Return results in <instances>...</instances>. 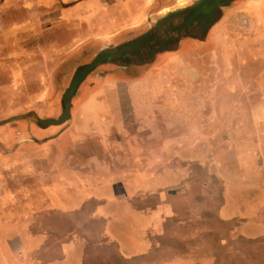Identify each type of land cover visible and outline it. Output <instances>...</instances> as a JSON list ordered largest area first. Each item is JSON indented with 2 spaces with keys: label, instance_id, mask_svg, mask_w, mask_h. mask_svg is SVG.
Masks as SVG:
<instances>
[{
  "label": "rangeland",
  "instance_id": "rangeland-1",
  "mask_svg": "<svg viewBox=\"0 0 264 264\" xmlns=\"http://www.w3.org/2000/svg\"><path fill=\"white\" fill-rule=\"evenodd\" d=\"M243 1L249 0L231 7ZM227 10L221 17L232 27L217 20L200 39L182 38L125 70L96 66L71 97L69 119L57 125L41 127L35 116L57 118L75 67L134 30L113 42L82 43L55 62L0 56V83H18L17 90H0V120L25 114L7 124L27 122L29 138L0 150V264H264V230L253 238L240 234V210L230 199L241 188L237 166L253 157L245 154L252 149L246 138L264 131V123H242L234 105L240 93L218 90L230 82L220 75L227 64L241 60L230 50L242 52L234 38L246 27L242 13ZM32 68L35 75L24 81ZM106 82L132 89L118 91L124 102L90 122L82 104ZM129 92L138 112L127 105ZM224 97L228 104L219 106Z\"/></svg>",
  "mask_w": 264,
  "mask_h": 264
},
{
  "label": "crops",
  "instance_id": "crops-1",
  "mask_svg": "<svg viewBox=\"0 0 264 264\" xmlns=\"http://www.w3.org/2000/svg\"><path fill=\"white\" fill-rule=\"evenodd\" d=\"M173 1L0 0V56L13 59L25 53L29 58H51L55 62L60 57L71 56L82 43L113 42L120 33H130L133 30L137 32L140 28H146L151 20L156 19L165 10L176 6L172 4ZM231 11L235 14L242 13V17H245L242 24L246 27L248 25L247 16L250 15L252 19L249 24V33H244L246 27H240L241 30H238L235 35V48L240 47L242 52L236 49L235 52L230 51L234 54V59L240 58L241 60L237 62V65L236 62L234 65L226 62L231 68H228L230 69L228 73L220 75L221 77L226 76L230 82L220 83L218 90L226 92L233 90L240 93V97L235 98L234 105L241 109L242 123L246 121L264 123V35L260 33V30L264 28V0L243 1L235 8L230 6L225 13L228 15ZM225 21L226 19L220 17L218 25L232 27L230 22L226 21L227 24H224ZM260 36L262 40L259 39ZM19 42L32 47L26 49L18 45ZM12 43L16 44V48H13ZM249 43L251 46L247 47L246 44ZM238 53L243 56H239ZM246 56L251 60V65L244 61ZM52 61L44 65L48 66L46 69L50 70ZM248 65L250 67H247ZM33 72L36 73L32 68L25 73L24 81L29 80L30 75H35ZM9 79L10 77L8 81ZM17 84L16 81L8 84L0 83V90H17ZM131 89L130 84L125 86L120 82L104 83L83 102L82 109L85 108L86 114H89L85 116V119L95 123L102 121L103 111H108V108L113 109L114 106L119 107L120 101L124 102L121 92L118 91L128 92ZM43 90H49V88L45 86ZM245 93L246 95H243ZM247 95L250 99H246ZM127 97V105H131L132 110L138 112L139 106L134 104L131 92ZM227 104L226 97L220 99L219 106ZM244 108H247L246 112ZM9 122L0 125L4 127H0V150L9 141L29 140L23 136L27 132V122L19 126L7 124ZM30 130L35 133L34 129L30 128ZM232 136L240 138V135H229V137ZM34 140L33 138L30 141ZM246 140H249L245 143H249L252 149L246 151L245 154L253 157L245 158V163L237 166L235 187L241 188L236 189V193L230 199L240 210L234 215L238 222L236 229L243 236L253 238L258 235L259 231L264 230V131L256 128L254 133L251 131ZM236 152L240 153L238 150ZM254 156H258V160ZM243 188L245 190L248 188L249 195L245 194ZM252 191L257 195H252Z\"/></svg>",
  "mask_w": 264,
  "mask_h": 264
},
{
  "label": "water",
  "instance_id": "water-1",
  "mask_svg": "<svg viewBox=\"0 0 264 264\" xmlns=\"http://www.w3.org/2000/svg\"><path fill=\"white\" fill-rule=\"evenodd\" d=\"M239 0H193L186 5L174 6L165 10L139 35L128 41H123L111 49H101L94 54L87 63L75 67L68 86L64 89L60 102L61 113L57 118L42 119L35 116L36 124L41 127L57 125L69 119V106L71 97L75 94L79 83L86 74L102 62L113 60L118 54L121 57L145 52L153 56L158 52L171 50L178 45L182 38L200 39L207 30L222 16L232 3ZM26 116L16 114L0 120V125Z\"/></svg>",
  "mask_w": 264,
  "mask_h": 264
},
{
  "label": "flooded vegetation",
  "instance_id": "flooded-vegetation-1",
  "mask_svg": "<svg viewBox=\"0 0 264 264\" xmlns=\"http://www.w3.org/2000/svg\"><path fill=\"white\" fill-rule=\"evenodd\" d=\"M144 30H145V28H143L142 30H140L138 32L133 33L132 35L128 36V38L126 37V40H124V42L132 39L133 37H135L137 35H139ZM113 46H115V45H110V46L106 45L103 48L98 49L97 52L99 50H101V49H111ZM150 58L151 57L148 56L147 53H145L144 51L143 52H139L138 54H134V55H130L128 57H124V58L121 57V54H118L116 57L113 58V60H111L109 62H102V63H100L98 65H107L108 67H109V65H118V68H121V69L125 70L126 67H131L133 65H137V64L143 63V62H145V60H149Z\"/></svg>",
  "mask_w": 264,
  "mask_h": 264
}]
</instances>
